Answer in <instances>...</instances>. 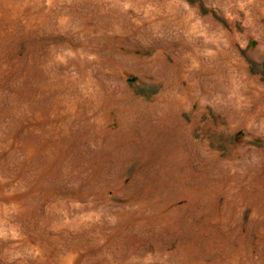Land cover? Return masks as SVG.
Wrapping results in <instances>:
<instances>
[{
  "label": "rangeland",
  "instance_id": "374dc122",
  "mask_svg": "<svg viewBox=\"0 0 264 264\" xmlns=\"http://www.w3.org/2000/svg\"><path fill=\"white\" fill-rule=\"evenodd\" d=\"M0 264H264V0H0Z\"/></svg>",
  "mask_w": 264,
  "mask_h": 264
}]
</instances>
